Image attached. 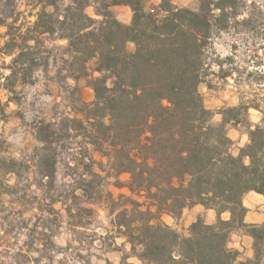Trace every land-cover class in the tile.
<instances>
[{"label":"trees","instance_id":"16d2710c","mask_svg":"<svg viewBox=\"0 0 264 264\" xmlns=\"http://www.w3.org/2000/svg\"><path fill=\"white\" fill-rule=\"evenodd\" d=\"M148 1L34 0V21L29 25L25 17L17 25L24 16L17 1L0 0V27L8 37L1 51L14 56L4 78L8 93L47 66L46 40L66 42L68 77L85 80L93 91L91 102L76 100L75 117L35 123L38 175L51 189L60 150H69L63 143L79 139L70 155L83 170L77 192L89 201L106 199L119 234L142 264H260L264 223L245 224L241 200L250 191L264 197V108L240 101L221 109L214 122L199 92L212 38L229 28L236 4L246 0H199L197 11L169 0L147 9ZM117 5L130 8L128 25L110 11ZM91 6L95 18L85 12ZM217 65L219 78L230 76ZM250 109L262 114L253 126ZM228 126L243 127L248 136L236 155ZM7 172L19 175L14 165ZM107 185L129 195L114 197ZM197 204L227 211L230 219L207 225L198 218L186 235L161 222L163 214L178 219ZM237 230L253 238L252 259L228 248Z\"/></svg>","mask_w":264,"mask_h":264},{"label":"rangeland","instance_id":"374dc122","mask_svg":"<svg viewBox=\"0 0 264 264\" xmlns=\"http://www.w3.org/2000/svg\"><path fill=\"white\" fill-rule=\"evenodd\" d=\"M16 1L17 11L24 15L16 24L26 17L30 25L35 19L34 0ZM160 1L149 0L146 8L156 7ZM169 1L195 11L200 5L199 0ZM110 11L119 22H131L128 6H112ZM235 11L229 28L211 40L207 50L210 69L199 85L205 107L214 112V122L220 121L221 109L240 101L264 108V0L238 1ZM85 12L96 17L92 6ZM6 32V27H0V264H139L119 234L106 199L89 201L76 190L83 170L74 166L70 155L79 147V139L63 143L69 150H60L51 189L35 167V153L41 147L34 136L35 123L75 117L77 99L87 103L93 100L86 81L68 77L64 69V61L70 60L66 42L46 40L43 56L47 66L36 69L28 82L17 83L10 94L3 88L9 74L6 67L14 57L1 51L8 40ZM132 48L129 44L128 49ZM217 64L230 76L219 78ZM255 116L260 121L262 114ZM90 155L100 161L97 153L91 151ZM12 165L18 177L7 172ZM121 180L126 181L127 176ZM106 188L114 197L129 195L125 188ZM261 250L260 264H264V246Z\"/></svg>","mask_w":264,"mask_h":264},{"label":"crops","instance_id":"0c3cea01","mask_svg":"<svg viewBox=\"0 0 264 264\" xmlns=\"http://www.w3.org/2000/svg\"><path fill=\"white\" fill-rule=\"evenodd\" d=\"M259 113L260 112L255 109L249 110V122L252 126L259 122V118H256L255 116L259 115ZM227 136L234 143L232 153L235 155L238 153L239 148L244 147L248 142L246 132L238 127L228 126ZM241 203L246 209L243 219L245 224L261 225L264 223V197L261 194L253 191L247 192L243 195ZM198 218L202 219L207 225H213L217 222L218 218L223 221H228L230 219V213L225 211L217 214L215 209L206 208L203 205L197 204L184 209L178 219H175L168 214H163L161 216V222L173 227L179 233L186 235L189 226ZM253 244L254 240L250 235L242 230H237L230 235L227 246L239 253V259L248 260L252 259L254 255ZM135 259L139 264H142L137 258Z\"/></svg>","mask_w":264,"mask_h":264}]
</instances>
